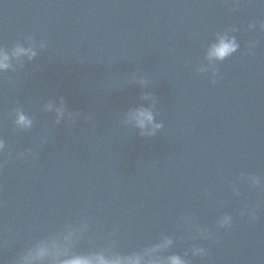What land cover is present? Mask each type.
I'll list each match as a JSON object with an SVG mask.
<instances>
[{
  "label": "water",
  "instance_id": "95a60500",
  "mask_svg": "<svg viewBox=\"0 0 264 264\" xmlns=\"http://www.w3.org/2000/svg\"><path fill=\"white\" fill-rule=\"evenodd\" d=\"M0 50V264H264V0H0Z\"/></svg>",
  "mask_w": 264,
  "mask_h": 264
},
{
  "label": "clouds",
  "instance_id": "9594fccd",
  "mask_svg": "<svg viewBox=\"0 0 264 264\" xmlns=\"http://www.w3.org/2000/svg\"><path fill=\"white\" fill-rule=\"evenodd\" d=\"M238 45L235 43V40H225L221 39L217 45H215L212 49V55L218 59H223L227 55L231 54L236 50ZM14 57L20 56H31L34 55L31 49H25L22 47H17L13 54ZM10 56L7 52L0 50V71H4L10 68ZM152 116L147 112L138 113V126L140 128L145 127V122H151ZM18 123L23 125L30 124L23 115L19 117ZM2 147V145H0ZM171 241H165V246L170 244ZM155 251V249H151L146 251L143 254H133L128 256H112L105 257L102 253H97L91 256H72L68 259L60 260L58 256L53 257V264H158L156 260H145V256H150L151 252ZM49 255V248L46 244H42L37 247L35 253L29 254V257L26 259L25 264H29L31 260H43L46 256ZM167 264H185V261L182 260L179 256L173 255L168 258Z\"/></svg>",
  "mask_w": 264,
  "mask_h": 264
}]
</instances>
